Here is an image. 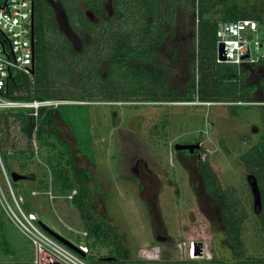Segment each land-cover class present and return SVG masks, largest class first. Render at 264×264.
<instances>
[{
  "label": "rangeland",
  "instance_id": "obj_1",
  "mask_svg": "<svg viewBox=\"0 0 264 264\" xmlns=\"http://www.w3.org/2000/svg\"><path fill=\"white\" fill-rule=\"evenodd\" d=\"M262 1L226 0L228 6L236 5L241 11ZM53 5L61 30L79 48L78 37L68 29L59 6ZM85 12L94 19L91 13ZM191 21L189 9L175 13L173 27L178 38H168L162 50L150 60L160 72L163 70L161 74L167 86L182 91L194 69ZM166 28L172 27L166 25ZM175 47L179 50L178 57L172 55ZM263 74L264 69L253 70L249 82H257ZM257 91L258 87L253 86L251 94ZM246 100L256 102L264 98ZM85 103L89 105L88 127L94 164L77 153L70 129L61 123L60 136L70 145L76 168L92 174L86 187L95 199L98 217L106 218L111 231L119 237L114 239L110 234L105 245L94 243L92 246L93 241L82 235L87 231L86 225L68 198L76 189H64L52 171L59 160L64 174L70 176L66 156H59L57 150L33 136L32 155L14 153L6 163L0 159V264H34L48 251L43 249L39 257L33 243L14 225L13 215L5 204L6 201L16 212L14 200L24 212L33 213L42 226L74 246L86 245L88 253L84 256L77 253V256L88 264H95L93 260L97 257L114 256L116 240L122 242L127 258L134 264H188L191 255L193 264H216L215 259L219 264H241L220 222L219 207L204 192L197 170L200 151L206 147L214 151L206 161L220 188L233 186L248 214L241 228L246 255L264 258V224L257 217L260 198L253 190V175L240 161V156L264 134L263 104L230 107L224 103ZM12 136L14 139L7 145L9 151L27 145V138L18 130ZM196 142L199 148L193 153L174 149L177 143ZM11 172L33 177L14 182ZM97 188L104 195L103 202L99 201L101 194ZM40 228L45 235L60 242ZM160 235L167 239L162 240ZM194 242L192 252L190 243Z\"/></svg>",
  "mask_w": 264,
  "mask_h": 264
},
{
  "label": "trees",
  "instance_id": "obj_2",
  "mask_svg": "<svg viewBox=\"0 0 264 264\" xmlns=\"http://www.w3.org/2000/svg\"><path fill=\"white\" fill-rule=\"evenodd\" d=\"M53 3L61 9L68 29L78 37L79 48L73 46L61 30ZM188 9L192 13L190 32L195 56L194 69L182 91L167 86L161 74L163 70L160 72L150 60L162 50L168 38H178L173 27L175 13ZM33 16L31 75L12 71L4 96L24 102L64 100L72 103L40 107L36 117L28 108L1 111L0 159L6 163L8 156L14 153L32 155L33 136L57 150L59 156L65 155L72 178L64 174L59 160L52 171L64 189L77 190L71 202L81 214L92 246L94 243L105 245L110 234L114 239L119 236L111 231L106 218L98 217L95 199L86 187L92 174L84 168H76L70 145L60 136V123L70 129L77 153L94 164L88 127L89 105L85 102H199L224 103L231 107L245 105L238 102H253L247 101L248 97L264 98V74L255 83L248 78L253 70L264 69L263 66H237L217 61L219 23L240 19L263 23L264 0L245 11L236 5L228 6L226 0H33ZM166 25L172 28L167 30ZM172 55L179 56L177 47ZM253 86L258 87L255 94H251ZM14 130L27 138V145L9 151L7 145L14 139ZM240 161L255 180L260 198L257 217L263 225L264 134L240 156ZM197 170L205 193L219 207L220 222L236 259L241 264H264V258L249 257L244 250L241 228L248 214L236 189L233 186L220 188L207 161L199 159ZM100 194L104 201V195ZM114 246L113 259L97 257L93 260L95 264H134L127 258L121 241L116 240Z\"/></svg>",
  "mask_w": 264,
  "mask_h": 264
},
{
  "label": "built area",
  "instance_id": "obj_3",
  "mask_svg": "<svg viewBox=\"0 0 264 264\" xmlns=\"http://www.w3.org/2000/svg\"><path fill=\"white\" fill-rule=\"evenodd\" d=\"M218 46H222L219 63L242 65H258L264 67V22L253 19H240L235 22L219 23ZM34 34H33V0H0V112L3 110L32 109L31 115L37 116L40 107L57 106L62 101H15L4 96L6 83L12 71L31 75L34 60ZM263 104L260 102H238L237 104ZM185 104H203L191 102ZM210 148H204L200 152L199 159L206 161L213 154ZM76 190L68 196L71 200ZM6 207L13 215L12 221L33 243L34 251H42L43 258H38L34 264H88L77 256V252H71L63 243L55 241L45 235L44 228L33 213H26L16 200V212L5 201ZM5 204L3 209L5 210ZM6 212V211H5ZM10 215V214H9ZM37 221V224L35 223ZM86 236V232H82ZM83 254L88 253V247L84 244L76 245ZM193 249V247L191 248ZM42 259V261H41Z\"/></svg>",
  "mask_w": 264,
  "mask_h": 264
},
{
  "label": "water",
  "instance_id": "obj_4",
  "mask_svg": "<svg viewBox=\"0 0 264 264\" xmlns=\"http://www.w3.org/2000/svg\"><path fill=\"white\" fill-rule=\"evenodd\" d=\"M222 53H223V50H222V46L220 45L219 47V50H218V56L223 59V56H222ZM199 148V144L198 143H188V144H180V143H177L174 145V149L175 150H187L189 153H193L196 149ZM12 180L14 182L16 181H19L21 179H24V177L26 176H23V175H20V174H17L15 172H11L10 174ZM255 181V180H254ZM253 190L254 192L257 191V188H256V183L254 182V187H253ZM258 193V192H257ZM256 194V192H255ZM44 229L49 232L50 234H52L56 239H58L61 243H63L65 246H67L68 248H70L71 250L79 253L80 255L84 256L83 253H81L71 242H69L68 240H66L65 238L59 236L58 234H56L55 232H53L52 230H50L49 228H47L46 226H43ZM107 260L111 259L110 257L109 258H105Z\"/></svg>",
  "mask_w": 264,
  "mask_h": 264
},
{
  "label": "flooded vegetation",
  "instance_id": "obj_5",
  "mask_svg": "<svg viewBox=\"0 0 264 264\" xmlns=\"http://www.w3.org/2000/svg\"><path fill=\"white\" fill-rule=\"evenodd\" d=\"M33 18H34V16H33ZM197 143V142H196ZM181 151V150H180ZM203 189H204V187H203ZM205 192V191H204ZM76 193H77V190H76ZM75 193V194H76ZM74 194V195H75ZM72 200V199H71ZM99 201L100 202H103V200H102V197L101 196H99ZM110 225V224H109ZM87 234V233H86ZM160 238H162V240L163 239H167V237L166 236H163V235H160ZM193 247H195V246H193ZM193 252H194V248H193ZM111 258V259H113L114 257H112V256H108V257H102V259H105V258ZM193 261H195L194 259H189V263L188 264H193ZM215 261H216V264H219L220 262H218L216 259H215ZM218 262V263H217Z\"/></svg>",
  "mask_w": 264,
  "mask_h": 264
},
{
  "label": "crops",
  "instance_id": "obj_6",
  "mask_svg": "<svg viewBox=\"0 0 264 264\" xmlns=\"http://www.w3.org/2000/svg\"><path fill=\"white\" fill-rule=\"evenodd\" d=\"M263 68V67H262ZM191 244H193V246H195V242L194 243H190V246H191ZM191 255V254H190ZM190 257V259H192V255L191 256H189Z\"/></svg>",
  "mask_w": 264,
  "mask_h": 264
},
{
  "label": "clouds",
  "instance_id": "obj_7",
  "mask_svg": "<svg viewBox=\"0 0 264 264\" xmlns=\"http://www.w3.org/2000/svg\"><path fill=\"white\" fill-rule=\"evenodd\" d=\"M87 235V234H86ZM191 246L193 247V244H191ZM76 247V246H75ZM194 248V247H193ZM192 252H193V249H192Z\"/></svg>",
  "mask_w": 264,
  "mask_h": 264
}]
</instances>
